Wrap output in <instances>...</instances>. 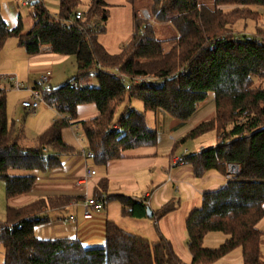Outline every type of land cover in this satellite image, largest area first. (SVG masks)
I'll return each instance as SVG.
<instances>
[{"label": "trees", "instance_id": "obj_1", "mask_svg": "<svg viewBox=\"0 0 264 264\" xmlns=\"http://www.w3.org/2000/svg\"><path fill=\"white\" fill-rule=\"evenodd\" d=\"M89 1L91 7L80 21L75 15L82 0H60L57 16L41 2L31 5L33 26L28 31L21 20L10 29L0 5V52L14 37L29 56L48 47L57 55L75 59L76 77L56 90L46 88L42 95L49 107L72 121L80 106L97 107L99 116L80 126L98 166L123 159L128 150L158 144L157 131L146 122L147 113L163 111L185 122L213 95L215 116L191 130L175 148L215 132V147L183 163L193 167L197 178L212 171L224 176L231 163L240 172L224 188L205 193L201 207L187 217L190 264H213L238 249L243 264H264V233L258 228L264 219V88L255 87L256 79H264V43L249 37L238 39L228 32L236 21L253 15L252 7L264 8V0H147L156 21L173 23L179 36L169 40L170 48L165 50V42L135 15L134 35L117 54L109 53L98 40L106 32L108 4ZM226 6L236 8L225 13L222 8ZM120 74L150 81L126 90ZM90 78L96 80L95 85L85 84ZM74 82L79 87L72 90L69 84ZM134 101L141 102L143 110L126 108L117 119L119 109ZM70 124L65 118L56 121L39 137V146H22L8 118L6 95L0 90V180L7 200L31 193L37 183L34 176H11V171L47 172L60 167L57 157L47 156L43 161L47 149L56 156L76 152L62 138V130ZM73 200L50 197L23 208L8 207L7 219L0 223L1 264H184L165 238L152 243L126 233L112 221L106 224L103 248H84L79 241L39 240L35 229L47 221L38 218V213ZM109 201L119 202L123 217L147 218L149 207L144 202L125 196L107 197ZM175 210L166 205L151 219L161 220ZM211 233L224 234L227 239L219 248H205L204 240Z\"/></svg>", "mask_w": 264, "mask_h": 264}, {"label": "crops", "instance_id": "obj_2", "mask_svg": "<svg viewBox=\"0 0 264 264\" xmlns=\"http://www.w3.org/2000/svg\"><path fill=\"white\" fill-rule=\"evenodd\" d=\"M7 1L10 3L11 0ZM33 1L41 2L44 8L51 15L54 16L59 14L60 0ZM8 2H5V0H0L1 14L8 24V27L10 29H13L17 26L18 22L14 18V16H12L15 13L13 11V7ZM30 15L31 22L29 21L30 23L27 25L23 24L25 26V31H28L33 26L32 9ZM20 16L21 14L19 13L17 18H20ZM68 62L69 59L66 56L57 55L53 53L50 48L44 47L41 50L40 54L31 57L26 56L24 57V59H22L21 63H27L28 77H38V81L40 75L44 71H51L52 78L46 88L52 91L53 84L58 83V87L60 88L76 77L77 74L74 78L67 81V77H65L64 79H56V77L59 78L63 76L62 73L64 72H59V68L62 67V64H68ZM71 64L73 65L72 62ZM76 67L77 66L75 61V68ZM0 68H5V65L2 61L0 62ZM87 81L88 82L85 84H96L95 79L90 78ZM37 84L38 83L35 82V87L37 86ZM30 86L31 85H29L28 83V87ZM35 87L32 86V88ZM24 92L29 95L26 90H24ZM135 103L136 102L134 101L131 102L130 105L126 104L122 106L119 109L117 118L119 119L126 108H134ZM204 103H201L199 106H202ZM18 108H20L21 110H25L22 107V104H19ZM46 108H48L47 110L53 112V114L49 115L46 118L40 119L36 135H34L35 138L38 134L47 129L56 119L57 114L55 110L49 106H46ZM197 112L199 113L200 111ZM153 114L156 117V122L158 121V117L161 118L162 127L166 132V134L164 133V138L165 135L169 134L170 143L165 139V141L162 143L158 141L159 143L156 148L143 147L128 150L124 152L123 159L111 161L107 166H98L95 164L94 160H85L81 155L83 151L89 150L80 123L97 118L99 116V111L93 104L82 105L78 108V119L73 121V123L70 124V127L66 128L63 131L64 142L71 148H74L76 152L67 155L63 154L60 156H56L51 152V155H46L48 157H57L60 163V167L47 172L11 171L9 173L11 176H34L37 178V183L34 185L33 191L31 193L8 200L9 204L12 207H22L27 204H31L39 199L50 197H74L75 199L67 206H61L59 208L53 209L44 208L38 213V218H43L47 221L46 223L37 226L35 229V235L39 240L79 241L84 248L89 249L105 247L106 224L108 221H112L110 220V205L113 203L119 204V202L109 201L108 203H106L104 210L95 215L94 220L86 222L83 218V208L81 204L87 196L89 197L96 195H106V197H129L137 201L144 202L150 209L153 210H158L160 207H164L165 205L170 204V201L178 200L180 205L178 209H180L181 207L183 208L185 217L184 230L186 231L185 221L191 212L201 207L203 195L205 193L214 192L224 188L227 185V182L224 181L222 176L216 174V171L209 172L204 178H202L201 180H197L193 175V167L190 164H175V155L178 154L173 151V146H175L176 143L179 142L189 131L186 129L187 127L184 123H181L177 120L168 119V116L163 115L161 111ZM18 117L19 114L12 115L9 112L8 118L10 123L14 125L15 137L17 138L18 143L22 146L30 148V146L23 144L28 141V137L27 135H25L26 131L22 127H19ZM192 142V144L194 145L196 140ZM210 148H205L203 150H207ZM194 154H197V152ZM88 170L95 171L96 175L93 176L86 185L80 186L78 182L81 180V178H83L84 175L87 174ZM0 182L4 184V182H2L1 180ZM0 189L5 191V184L3 185V187L0 185ZM180 196H184L187 200L182 202L181 199L177 198ZM4 206V204L2 207L0 206V215L2 212H4V210L2 211ZM178 209L176 208L175 211L171 212L169 214V217H174L175 215H177L179 212ZM52 216H55V218L53 219ZM70 216H74L76 221H68V218ZM262 221H264V219ZM262 221L260 222V224L262 223ZM260 224L258 225V228L260 229V231H262ZM47 225L53 228L54 231H49L43 237L38 236V228ZM163 227L165 233L160 232L159 235L157 234L159 240L160 237L168 240L172 244L174 252L178 256V258L184 264H190L191 256L188 251L189 238L186 241L187 251L182 252V254H178V252L174 248L172 240L173 236L170 233L168 224H163ZM262 232L264 233V231ZM214 235L216 237L219 236L218 233H211L206 236L205 240L209 238V236ZM226 239L227 237L225 236L224 242ZM262 248H264V245L262 246ZM233 253H235L234 255H236L238 259H240V256L242 257V252L240 249L234 251ZM233 253H231L230 255H232ZM230 255H228V257ZM234 255L229 258H236Z\"/></svg>", "mask_w": 264, "mask_h": 264}, {"label": "rangeland", "instance_id": "obj_3", "mask_svg": "<svg viewBox=\"0 0 264 264\" xmlns=\"http://www.w3.org/2000/svg\"><path fill=\"white\" fill-rule=\"evenodd\" d=\"M24 0H11L10 3L5 0V2H8L12 7L14 11V18L19 22V20L22 21L24 25L29 24L31 21V8H23L22 3ZM107 4V16L108 20L106 23V32L99 37V42L106 48V50L109 53H119L122 48L128 44L133 35H134V16L136 15L137 19L141 22H145L146 24H149L151 28L155 32V37L165 42L164 49L168 50L170 48V42L169 40L178 37V30L176 26L169 22V23H160L156 21L155 17L152 15L151 10L147 7V0H104ZM91 3L89 0H82L80 6L78 7V12H85L88 8H90ZM236 7L233 6H226L223 7V11L225 13L231 12ZM149 10V11H148ZM252 14L246 15L245 18L236 21L232 26L228 27V32L232 33L236 38L240 39L243 37H249L251 39H256L264 43V8L262 7H252ZM21 14L20 18H17L18 14ZM30 21V22H29ZM227 31H225V34H229ZM29 56L25 52V50L19 45V41L17 38H9L3 49L0 52V62L2 61L5 65V68H0V90L3 91L6 95V101H7V113L10 114H19V127H22L26 132L25 135H27L28 141L26 144L30 146V148L39 146V137L44 134L56 121L63 120L64 118L69 121V123L72 122V118L69 116L64 117L63 115H60L55 110L57 116L55 121L42 133L38 134L35 138L34 135H36V131L38 129V124L41 118H46L49 115L53 114L50 110H47L46 106H42V108L35 113H28L26 110H21L18 108L19 104L21 105L22 102L29 97V95L26 92L17 91L15 90L7 81L4 79L9 76H16L21 84H23L25 87H28V83L30 88L32 86L35 87V82L38 83V77L31 76L28 77V65L27 63H21L22 59L24 57ZM31 57V56H30ZM69 59L68 64H62V67L59 68V72L62 73L63 76L56 77V79H64L67 77V80H71L75 77L77 74V67L75 68V60L73 57H67ZM73 63V65L71 64ZM147 79H150L148 77H145ZM137 80H141L140 78H137ZM59 84H53V90L58 89ZM58 87V88H56ZM134 87V86H133ZM255 87L257 88H264V79H256L255 80ZM213 95H210L209 98L206 100V102L198 107V111H200L198 114L196 113L194 116H192L189 120L182 122L186 125V129L190 132V130H193L195 127H197L199 124L203 122H207L211 120L215 116V107L213 102ZM138 111H142V103L136 102L135 107ZM50 111V112H49ZM19 112V113H18ZM163 115H167L168 119L171 120H177L178 119L172 117L170 114L161 111ZM119 114V113H118ZM118 117V115H117ZM116 117V118H117ZM77 119H78V110H77ZM76 119V120H77ZM118 119V118H117ZM152 112L147 113L146 115V122L148 124V127H150L153 130H156L158 133V141L161 143L166 140L169 141L170 135H165L164 138V131L165 129L162 127V120L161 118H157ZM75 121V120H74ZM89 121V120H88ZM219 125V124H218ZM227 128V127H226ZM66 129V128H65ZM64 129V130H65ZM62 130V138H63V131ZM227 130H230V126L227 128ZM188 132V133H189ZM187 133V134H188ZM175 136V135H174ZM64 140V139H63ZM195 141V140H194ZM159 143V142H158ZM193 142L190 141V143H184L179 144L176 148L173 146V151L177 153L178 155H175V159L181 160L179 164L186 161L187 157L192 156L194 153L202 152L205 148H212L214 145L216 146L218 144V139L215 132L207 133L206 135H203L196 139L195 144H192ZM192 144V145H190ZM158 145V144H157ZM144 147V148H156L157 147ZM214 146V147H215ZM46 154L51 155V150L47 149ZM48 157H44L43 161L46 162ZM178 165V164H177ZM216 174L223 177L224 181L226 182L223 175L216 172ZM193 175L197 180H201L202 178H197L194 174L193 169ZM0 185L3 187L4 184L0 182ZM181 193V192H180ZM178 199H181L182 202L186 201L187 199L184 196L177 197ZM7 198H6V190L3 191L0 189V206L2 207L3 204L5 205L0 215V223H3L7 219V209L8 207H12L9 204H7ZM170 204L175 208H179V201H170ZM29 205V204H27ZM25 205V206H27ZM22 207H12V208H23ZM166 206V205H165ZM163 208L160 207L158 210L151 209V211L154 213L158 212ZM179 212L174 217H169V214L165 216L162 220H155L151 218H144L141 220L132 219L129 217H123L121 216L120 205L118 203H113L110 205V216L112 221H114L121 229H123L126 233L138 236L141 238H144L150 242H157L159 238L157 237V234L159 235L160 232L165 233L163 224H168V228L170 230V233L173 236V244L175 250L178 252V254H182V252L187 251V245L186 241L188 239V234L184 230V213L183 208L181 207L178 209ZM185 210V209H184ZM54 219L55 216H52ZM260 227L262 231H264V221L260 224ZM53 230V228L47 226H41L37 230L38 236H45L49 231ZM54 231V230H53ZM219 236H209L204 241V247L207 248H219L225 239V235L218 233ZM161 238V237H160ZM235 253L230 255L229 257H232ZM262 254L264 256V248H262ZM236 257V255H234ZM228 256L213 263V264H243L242 257L240 256V259L236 258H229ZM4 260V250L0 249V264Z\"/></svg>", "mask_w": 264, "mask_h": 264}, {"label": "built area", "instance_id": "obj_4", "mask_svg": "<svg viewBox=\"0 0 264 264\" xmlns=\"http://www.w3.org/2000/svg\"><path fill=\"white\" fill-rule=\"evenodd\" d=\"M33 0H25L22 3L23 8H30ZM53 16V15H52ZM57 16V15H54ZM83 19V13L77 12L75 15V20L80 21ZM256 40V39H255ZM258 43H261V41L256 40ZM91 75L94 76V73H91ZM124 81L126 85V90H130L133 86H136L140 83H147L150 81V79L147 78H141V80L136 79H128L125 75L120 74L119 75ZM52 78V72L47 70L44 71L40 77L38 84L35 88L25 87L23 84H21L16 76H9L6 77L4 80L7 81L15 90L17 91H24L26 90L29 93V97L25 99L22 102V107L28 112V113H35L37 112L43 105H46V101L44 96L42 95V91L46 89L47 85L49 84L50 80ZM70 89L74 90L79 87V84L74 82L69 84ZM73 123V121L71 122ZM117 127V126H115ZM77 128V127H76ZM81 155L84 157L85 160H94L95 155L90 151H83ZM181 160L176 159L175 164H179ZM240 172V168L237 164L231 163L227 165L226 173L224 175V178L226 182L233 181ZM96 175L95 171H87V174L81 178V180L78 182L80 186L86 185L89 180ZM107 197L106 195H101L100 197H94V196H87L86 199L82 202L81 206L83 208V218L86 222L92 221L95 218V215L97 213H100L104 210V207L106 205ZM34 218H31V221H33ZM68 221L75 222V217L70 216L68 218ZM21 229V227H19Z\"/></svg>", "mask_w": 264, "mask_h": 264}, {"label": "water", "instance_id": "obj_5", "mask_svg": "<svg viewBox=\"0 0 264 264\" xmlns=\"http://www.w3.org/2000/svg\"><path fill=\"white\" fill-rule=\"evenodd\" d=\"M37 3H39V1H33L31 5L33 6V5L37 4ZM152 216H153V212L151 211L150 208H148L147 209V217L148 218H152Z\"/></svg>", "mask_w": 264, "mask_h": 264}]
</instances>
